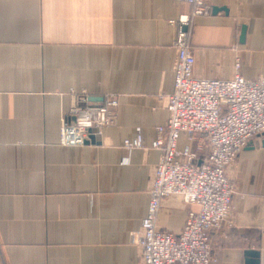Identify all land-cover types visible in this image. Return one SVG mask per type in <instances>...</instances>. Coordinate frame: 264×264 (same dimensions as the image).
<instances>
[{"label": "crops", "instance_id": "1", "mask_svg": "<svg viewBox=\"0 0 264 264\" xmlns=\"http://www.w3.org/2000/svg\"><path fill=\"white\" fill-rule=\"evenodd\" d=\"M208 3L211 13L188 28L195 76L230 79L237 56L244 79L264 77V0ZM189 12L173 0H0V264H140L132 236L161 151L127 152L122 142L140 130L148 147L165 124L178 20ZM71 90L91 103L118 98L98 144L59 145ZM228 174L235 192L210 237L215 264H245L246 251L264 264L263 137ZM193 210L164 199L156 229L178 234Z\"/></svg>", "mask_w": 264, "mask_h": 264}, {"label": "built area", "instance_id": "2", "mask_svg": "<svg viewBox=\"0 0 264 264\" xmlns=\"http://www.w3.org/2000/svg\"><path fill=\"white\" fill-rule=\"evenodd\" d=\"M173 1L188 4L190 12L178 20L173 91L164 105L166 122L156 128L148 147L140 130L122 142L127 152L161 151L152 171L147 212L132 240L140 249V264H215L210 237L229 218L235 192L228 170L252 140L264 138V77L244 79L237 56L230 79L196 77L188 28L193 18L208 16L211 7L208 0ZM70 98V108L60 120V146L82 147L115 124V95L91 103L84 90H71ZM182 135L188 145L180 149ZM169 197L196 207L178 234L156 229L161 203Z\"/></svg>", "mask_w": 264, "mask_h": 264}, {"label": "water", "instance_id": "3", "mask_svg": "<svg viewBox=\"0 0 264 264\" xmlns=\"http://www.w3.org/2000/svg\"><path fill=\"white\" fill-rule=\"evenodd\" d=\"M219 10L226 11L225 8H217V7H214V8H212V14H215ZM244 33H245V27L242 26V28H241V36H240V41L241 42H243ZM89 143H92V144L97 143L96 137L91 136ZM245 255H246L245 264H259V253L257 251H246L245 252Z\"/></svg>", "mask_w": 264, "mask_h": 264}, {"label": "rangeland", "instance_id": "4", "mask_svg": "<svg viewBox=\"0 0 264 264\" xmlns=\"http://www.w3.org/2000/svg\"><path fill=\"white\" fill-rule=\"evenodd\" d=\"M80 91H83V90H79V91H76V92H80ZM102 102V101H101ZM69 108H70V106H69ZM69 108H68V110H69ZM60 128V127H59ZM106 128V127H105ZM87 144H89V142L87 143ZM233 196V195H232ZM175 198H178V197H175ZM231 202H232V199H231ZM231 212V211H230ZM141 225V224H140ZM222 227V226H221ZM216 262H217V260H216Z\"/></svg>", "mask_w": 264, "mask_h": 264}]
</instances>
